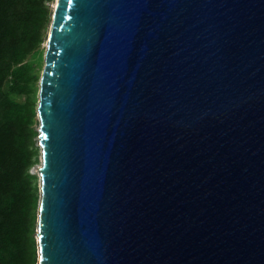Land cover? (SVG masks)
Masks as SVG:
<instances>
[{
	"label": "water",
	"instance_id": "water-1",
	"mask_svg": "<svg viewBox=\"0 0 264 264\" xmlns=\"http://www.w3.org/2000/svg\"><path fill=\"white\" fill-rule=\"evenodd\" d=\"M36 111L37 264H264V0H58Z\"/></svg>",
	"mask_w": 264,
	"mask_h": 264
},
{
	"label": "trees",
	"instance_id": "trees-1",
	"mask_svg": "<svg viewBox=\"0 0 264 264\" xmlns=\"http://www.w3.org/2000/svg\"><path fill=\"white\" fill-rule=\"evenodd\" d=\"M52 0H0V264H37L34 127L39 76L28 58L43 43Z\"/></svg>",
	"mask_w": 264,
	"mask_h": 264
},
{
	"label": "rangeland",
	"instance_id": "rangeland-1",
	"mask_svg": "<svg viewBox=\"0 0 264 264\" xmlns=\"http://www.w3.org/2000/svg\"><path fill=\"white\" fill-rule=\"evenodd\" d=\"M57 2H58V0H52L48 4L50 14H49V20L47 23V27L45 30V37H44L43 43L41 44L40 49L35 54L31 55L28 58V61L33 64V66L35 67V71L39 76V80L35 85V99L37 101V105H38V97H39V90H40V78H41L42 71H43V68L45 65V56H46L47 47H48V38H49V33H50L51 24H52V20H53V16H54V12H55ZM34 127L38 131V116H36V118H35ZM36 146L38 148V153H39L38 137L36 138ZM39 168H40V153L38 156V163L35 164L29 171V173L31 175L36 176V184L38 187V193L40 194V192H39L40 178H39V172H38ZM37 253H38V251H37Z\"/></svg>",
	"mask_w": 264,
	"mask_h": 264
}]
</instances>
